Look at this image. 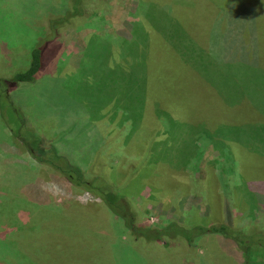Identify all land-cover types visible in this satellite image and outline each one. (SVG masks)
I'll return each mask as SVG.
<instances>
[{"label": "rangeland", "instance_id": "rangeland-1", "mask_svg": "<svg viewBox=\"0 0 264 264\" xmlns=\"http://www.w3.org/2000/svg\"><path fill=\"white\" fill-rule=\"evenodd\" d=\"M67 1L0 0V264H239L217 233L190 245L134 240L9 126L23 137L21 114L86 177L125 198L136 225L222 223L227 203L232 228L258 232L264 0H83L79 21L46 43L33 81L7 85L44 37L40 19ZM139 67L145 87L128 85ZM250 259L264 264L262 253Z\"/></svg>", "mask_w": 264, "mask_h": 264}, {"label": "trees", "instance_id": "trees-1", "mask_svg": "<svg viewBox=\"0 0 264 264\" xmlns=\"http://www.w3.org/2000/svg\"><path fill=\"white\" fill-rule=\"evenodd\" d=\"M82 2L83 0H68L62 12L51 16L44 15L40 19L39 25L43 31L44 37L38 38L39 40L37 39L38 41L29 49L27 65L24 68L15 70L9 77L5 78V83L7 85H16L21 82L33 81L35 74L42 67L43 49L46 43L54 38L61 28L79 21L83 11ZM204 6H206V4ZM204 9L205 7L202 11H205ZM184 23H187L186 20L182 21L183 25ZM199 25L203 26L204 24L200 23ZM118 36L119 35H117V37ZM118 41H122V38L118 37ZM133 58L135 59L134 54L132 60H134ZM131 64L134 65V61ZM139 72L142 77L132 78L128 85L132 83L133 85H144L145 87L147 83L145 70L139 67ZM119 85L128 86L127 84ZM145 97V94H143L142 101L145 100ZM19 115L21 119L20 121L18 120V123H20L18 126L22 129L21 134L23 137H18V129H11L10 126L9 129L15 136L17 135L16 139L20 146L26 150L30 156L36 159V161L48 165L73 185L92 193L93 196L100 199L107 209L121 220L122 225L127 228L134 240L142 239L146 242L158 241L163 243L166 241H180L186 245H190L193 240L200 235L205 233H217L222 236L223 239L233 243L239 250L241 255L239 264H255L250 259L251 253L264 254V228L258 232H251L249 230L244 232L241 229L232 228L230 221L231 216L227 203H225L222 208L227 220L222 223L184 226L175 220H168L165 224L158 227L142 226L140 224L136 225L134 223L135 214L125 198L120 196V194L101 177H86L77 164L73 163L65 155L58 153L52 144L44 142L31 128L25 125L21 114ZM208 129L214 131L213 133L219 131L218 126ZM32 260L34 259H31L32 264H35Z\"/></svg>", "mask_w": 264, "mask_h": 264}]
</instances>
